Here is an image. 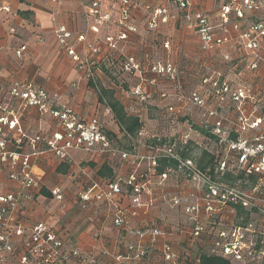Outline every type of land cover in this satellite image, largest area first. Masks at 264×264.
Here are the masks:
<instances>
[{
    "label": "built area",
    "instance_id": "2783aa9c",
    "mask_svg": "<svg viewBox=\"0 0 264 264\" xmlns=\"http://www.w3.org/2000/svg\"><path fill=\"white\" fill-rule=\"evenodd\" d=\"M198 1L175 0L173 6L161 8L146 5L147 30L155 32L169 21L183 22L199 39L201 53L216 50L223 63L240 70L241 78L256 79L264 65V0H211L218 23L211 22V11L196 6ZM133 5L134 0H88L84 17L94 38L86 42L82 34L74 37L77 43H84L80 53L67 45L73 39L70 31L61 27L56 35L87 81L101 72L100 58L107 56L102 46L114 57L105 67L108 80L123 95L120 99L129 106L130 114L140 118L141 130L136 136L143 153L116 148L97 117L77 119L43 90L31 83L14 82L9 96L19 100L22 109L31 107L39 114H50L58 130L29 137L19 115L0 116V173L6 172L19 184L18 191L0 196V264H97L93 252L69 246L45 222L26 224L21 214L23 204L42 188V179L32 172L38 156L50 153L61 163H71L70 154L77 151L128 164L125 177L105 183L91 181L77 194L81 209L100 204L108 213L106 218L122 232L125 254L113 256L117 263L201 264V257L206 256L230 264H264V89L256 81L234 82L211 71L199 78L202 92L170 58L153 60L148 54L141 58L126 53L129 37L138 31L130 22ZM1 11L9 12V8L0 6ZM109 25L115 33L101 41L96 35ZM234 46L241 53L235 62L230 53ZM162 49L170 51V43L165 41ZM25 51L26 46H20L16 57ZM121 80L134 82L126 89L119 84ZM148 88L154 90L152 95L145 91ZM153 97L163 101L158 106L169 118L184 119L175 127L183 124L187 130L164 127L158 134L146 130L140 109L151 99L154 102ZM193 110L200 122L192 124L203 128L205 135L190 124L188 115ZM105 114H111L109 108ZM168 123L171 126L175 121ZM26 145L31 152L25 151ZM37 145L45 149L38 151ZM203 154L211 156L207 167L198 164ZM177 180L182 181V189L168 193ZM49 193L57 201L63 199L59 188ZM163 205L168 208L166 214ZM153 212L161 214L151 221ZM103 254L109 256L108 251Z\"/></svg>",
    "mask_w": 264,
    "mask_h": 264
},
{
    "label": "crops",
    "instance_id": "0c3cea01",
    "mask_svg": "<svg viewBox=\"0 0 264 264\" xmlns=\"http://www.w3.org/2000/svg\"><path fill=\"white\" fill-rule=\"evenodd\" d=\"M195 4L200 5V9L211 11L212 14L213 9L216 10V5L211 0H199ZM146 5L152 8L171 6L169 0H134L130 22L138 31L137 34L129 37L130 54L135 53L141 58H145L148 54L153 60L170 58L185 71L189 83L202 92L203 88L198 83L199 78L211 71L229 76L234 82L256 81L264 89V65L260 66L256 79L247 75L241 78L240 70L232 69L223 63L222 55L218 51L201 53L199 39L183 22L169 21L167 24L159 25L155 32L148 31L145 19L147 11L144 10ZM0 6L9 8V12H0V116L9 113L19 115L24 131L29 137L38 134L47 136L58 130L50 114H39L31 107L22 109L21 102L9 96L8 91L14 82L31 83L50 97H54L55 104L70 109L77 119L97 117L116 148L143 153L144 150L137 136L133 138L122 133L112 114H105L106 107L98 103L97 94L91 87L94 85L95 88L97 86L113 90L114 97L121 102L120 97L123 95H120L109 83V70L105 68L114 58L111 53H107V49L102 46L107 56L100 58L101 72H96L95 80L87 81L76 69L75 63L65 51V46L57 39L56 32L61 27L70 31L73 39L68 40L67 45H73L77 53L82 52L85 46L84 43L79 44L75 41L76 35H84L86 42L93 40L94 35L89 32V25L84 17L88 0H0ZM248 20L254 18L249 17ZM176 26H178L177 30H175ZM114 33V28L109 25L102 27L96 37L102 41L104 36ZM143 33L146 34V43L141 41ZM230 33L235 37L236 33L231 31ZM158 35L163 36L162 41L154 47L152 43L159 42ZM165 41L170 43V51L162 49ZM23 45L26 46V51L21 57H16L15 51ZM262 52L264 58V50ZM230 53L234 62L241 57L238 46H234ZM145 91L148 95H152L151 92L154 90L148 88ZM151 103H153L152 99L148 106L140 109L142 125L146 130L148 124L146 125L145 122H149L150 112L162 111L158 105ZM124 112L128 116L136 117L130 114L127 105H124ZM164 116L168 115L164 113ZM199 116L198 112L193 110L190 111L188 118L199 123ZM103 118L110 119L114 128L107 127ZM138 119L140 121V118ZM165 122L167 123L166 120ZM123 138L131 146L124 148ZM36 149L41 151L45 147L37 145ZM25 151L31 152L30 147L26 145ZM70 155L71 163H61L50 153H43L35 160L32 172L42 179V188L34 192L33 200L25 202L21 207L23 221L29 225L36 222L49 224L69 246L86 253L93 252L97 264H119L114 261L113 256L125 254L121 239L122 232L116 230L111 220L106 218L108 213L100 204L81 209L77 203V194L91 181L105 183L117 177H125L128 164L106 155L89 156L78 151ZM201 162V166L207 167L211 163V156L203 154L198 164L200 165ZM103 167L110 171L100 176L98 171ZM182 187L181 180L174 181L168 188V193H177ZM52 188L60 189L63 195L61 201L51 197L49 190ZM18 189V182L9 179L6 172L0 173V196L14 193ZM161 209L165 214L168 213L166 205ZM157 214L161 213H151L149 220L156 219ZM170 215L176 221L171 212ZM103 251H108L109 256H105Z\"/></svg>",
    "mask_w": 264,
    "mask_h": 264
},
{
    "label": "trees",
    "instance_id": "16d2710c",
    "mask_svg": "<svg viewBox=\"0 0 264 264\" xmlns=\"http://www.w3.org/2000/svg\"><path fill=\"white\" fill-rule=\"evenodd\" d=\"M93 89L95 90L97 94V100L98 103L105 106L106 108L110 109V112L115 120V122L118 124L120 130L127 134L129 137H135L139 130L141 129V122L137 117H131L125 114L124 112V101L122 99L121 102L114 97V92L113 90H108V89H103V88H95L94 85H92ZM169 89V88H168ZM171 92V91H170ZM169 92V93H170ZM155 99L154 103L157 101L159 102V105L163 104V101L161 99H158V97H153ZM158 105V104H157ZM184 119L180 118L179 121H183ZM170 122V119L168 120ZM168 122L166 125V122L160 124L161 130H163L162 127L166 125L168 127ZM193 129L199 132L202 135H205L206 132L203 130V128L193 124L192 125ZM167 128H165L166 130ZM160 130V131H161ZM202 162L200 163L201 166ZM203 167V166H201ZM110 171L109 169L103 167L98 171V174L100 176H104L106 172ZM201 264H230L228 261H225L221 258H216V257H206L202 256L201 257Z\"/></svg>",
    "mask_w": 264,
    "mask_h": 264
},
{
    "label": "rangeland",
    "instance_id": "374dc122",
    "mask_svg": "<svg viewBox=\"0 0 264 264\" xmlns=\"http://www.w3.org/2000/svg\"><path fill=\"white\" fill-rule=\"evenodd\" d=\"M174 1L175 0H169V2H170V4L173 6V3H174ZM216 8V7H215ZM214 12H213V14H211L210 15V19H211V22L212 23H218V17H217V15H218V12H216V10H213ZM216 13V14H215ZM178 29V26H176V29L175 30H177ZM174 30V31H175ZM176 32V31H175ZM150 34V33H149ZM147 35H148V33H147ZM143 36V37H142ZM142 36H141V41H143L144 43H146L147 42V40L145 39V37H146V34H142ZM158 36H160V35H158ZM162 35L160 36V37H158V41L159 42H157V41H154L153 43H152V45L155 47V46H158L157 44L158 43H160V41H162ZM130 45H127L126 46V50H125V52L126 53H128L129 52V54L131 53V51H129L130 50ZM120 59V58H119ZM118 59V67H119V62H120V60ZM225 65V64H224ZM120 75H122V72L121 71H119V77H120ZM122 78V77H121ZM123 79V78H122ZM134 82V81H133ZM133 82L132 81H124V82H121V81H119V84H121L124 88H126V89H129V87H131L132 86V84H133ZM199 83V82H198ZM98 88V87H97ZM117 91H119L118 89H117ZM155 100V99H154ZM155 102V101H154ZM153 102V103H154ZM155 104H158L159 105V102L157 101ZM148 106V105H147ZM111 115V114H110ZM167 117V118H166ZM164 116V113L162 112V111H151L150 112V115H149V122H145V124L147 125V130L148 131H150V133H152V134H158L159 133V131L161 130V128H160V124L161 123H164L165 122V120L168 122V120L170 119H173L174 121H175V123L173 124V125H171V128L173 127L174 128V130H176V131H178V132H183V131H186L187 130V128L188 127H185L183 124H180V126L178 125V126H176L175 127V125H176V123L177 122H182V121H179V119L177 120V122H176V120H175V118L174 117H171V118H169V116ZM192 117V116H191ZM164 118H166V119H164ZM193 118V117H192ZM103 119H105V118H103ZM106 120V125H107V127H109V128H114V125H112V123H111V121H110V119L108 120V118L107 119H105ZM193 122H197L196 120H193L192 122H190V124H192ZM170 123H168V125H169ZM166 125H167V123H166ZM166 125L164 126L165 128H167L168 130H170V128H169V126L168 127H166ZM193 125V124H192ZM123 143L122 144H124V148H127V146H131L130 145V143L128 142V141H126L125 140V138H123V141H122Z\"/></svg>",
    "mask_w": 264,
    "mask_h": 264
}]
</instances>
